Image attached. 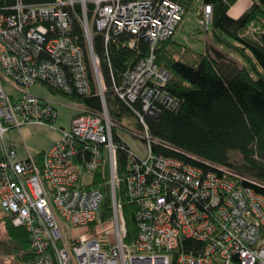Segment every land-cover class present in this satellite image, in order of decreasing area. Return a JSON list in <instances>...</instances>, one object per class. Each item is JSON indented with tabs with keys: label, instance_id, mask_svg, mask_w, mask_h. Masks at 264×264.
Returning a JSON list of instances; mask_svg holds the SVG:
<instances>
[{
	"label": "built area",
	"instance_id": "built-area-1",
	"mask_svg": "<svg viewBox=\"0 0 264 264\" xmlns=\"http://www.w3.org/2000/svg\"><path fill=\"white\" fill-rule=\"evenodd\" d=\"M184 13L175 0L0 1V207L29 233L30 264H264V194L226 166L187 153L157 154L152 147L144 117L158 113L157 102L178 107L164 89L170 75L158 65L156 49ZM211 15L203 4L204 30ZM98 37L105 47L110 40L130 49L148 45L112 84L138 113L144 130L137 137L148 149L144 158L129 149L121 172ZM36 83L72 99L78 114L46 150L32 155L23 141L21 156L5 133L58 117L51 100L28 92ZM76 97H97L101 106H85ZM121 183L137 204L130 243L116 197ZM104 184L112 218L100 231Z\"/></svg>",
	"mask_w": 264,
	"mask_h": 264
},
{
	"label": "trees",
	"instance_id": "trees-1",
	"mask_svg": "<svg viewBox=\"0 0 264 264\" xmlns=\"http://www.w3.org/2000/svg\"><path fill=\"white\" fill-rule=\"evenodd\" d=\"M175 1L183 5L185 15L194 4V0ZM236 1L202 0L212 8L209 31L213 45L204 51L177 41L174 35L158 45L157 63L170 75L164 89L178 101V107L157 102L158 113L146 115L144 120L155 141V153L179 157L187 153L226 166L245 176V184L264 194V0H251L241 15L232 17L229 10ZM96 46L108 87L110 117L116 124L113 135L121 172L129 150L123 133L141 136L144 126L138 113L113 93L112 84L147 54L148 45L140 42L130 49L121 40H110L105 47L98 37ZM76 99L85 106H101L97 97ZM135 107L141 113L140 104ZM231 151L241 155V164L231 161ZM101 180L100 171H96L94 183ZM102 191L99 219L110 221L109 186L104 184ZM116 197L125 218V241L130 243L137 234V204L126 194L124 183ZM0 220L6 230L5 237L0 239V264L9 259L13 264H30L34 251L27 230L14 226L9 215L4 214Z\"/></svg>",
	"mask_w": 264,
	"mask_h": 264
},
{
	"label": "rangeland",
	"instance_id": "rangeland-1",
	"mask_svg": "<svg viewBox=\"0 0 264 264\" xmlns=\"http://www.w3.org/2000/svg\"><path fill=\"white\" fill-rule=\"evenodd\" d=\"M202 0H194L192 9L183 16L178 32L176 33V40L197 51H204L206 47L212 44L211 33L204 30L199 23V15L202 11ZM183 20V21H182ZM179 23V25H180ZM178 25V26H179ZM177 29V28H176ZM176 31V30H175ZM175 32L173 33V35ZM29 93L49 99L58 110V117L51 124L26 123L18 129L11 128L5 133V138L9 144L15 145L17 152L21 156L26 155L25 142L30 154L34 155L50 147L60 136V127L69 128L71 118L78 114L75 109V103L69 97L59 93L53 92L48 86L36 83L27 88ZM123 140L129 147L130 151L140 158H144L147 154L146 142L133 134L123 133ZM231 161L234 164H241L242 157L237 151L230 152ZM84 180L88 182L90 176L85 174ZM4 212L0 207V219L4 216ZM110 227L109 221H101V230H107ZM6 230L4 222L0 220V239L5 237ZM4 264H13L11 260H5Z\"/></svg>",
	"mask_w": 264,
	"mask_h": 264
},
{
	"label": "crops",
	"instance_id": "crops-1",
	"mask_svg": "<svg viewBox=\"0 0 264 264\" xmlns=\"http://www.w3.org/2000/svg\"><path fill=\"white\" fill-rule=\"evenodd\" d=\"M251 4V0H237L235 2L234 5H232L230 7V10H229V14L230 16L232 17H238L239 15H241L243 13V11L248 8ZM183 21V20H182ZM182 23V22H181ZM181 23L180 25L177 27L176 31H175V34H174V38L176 36V33L178 32L179 30V27L181 26ZM176 39V38H175ZM213 45V44H212Z\"/></svg>",
	"mask_w": 264,
	"mask_h": 264
},
{
	"label": "bare ground",
	"instance_id": "bare-ground-1",
	"mask_svg": "<svg viewBox=\"0 0 264 264\" xmlns=\"http://www.w3.org/2000/svg\"><path fill=\"white\" fill-rule=\"evenodd\" d=\"M136 137H137V136H136ZM234 172H235V171H234ZM236 173H237V172H236ZM238 174H239V173H238ZM242 183H243L244 185H249V184H245L244 181H242ZM249 186H250V185H249Z\"/></svg>",
	"mask_w": 264,
	"mask_h": 264
}]
</instances>
